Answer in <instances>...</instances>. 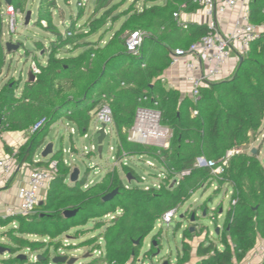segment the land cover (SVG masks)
I'll return each mask as SVG.
<instances>
[{
  "label": "trees",
  "instance_id": "obj_1",
  "mask_svg": "<svg viewBox=\"0 0 264 264\" xmlns=\"http://www.w3.org/2000/svg\"><path fill=\"white\" fill-rule=\"evenodd\" d=\"M114 1L95 0L93 12L82 26L85 32L77 34L73 26L61 32L53 21L54 13L59 11L56 0H38L34 25L50 38L45 47L41 46V41L34 45L41 46L39 50L43 52L41 58L46 56L45 63L33 54L31 62L38 74L32 81L9 77L0 84V133L28 134L26 143L16 150L3 144L4 154L13 158L19 169L22 166L46 168L50 162H57V174L33 213L0 218V227L16 225L4 234L10 243L4 247L8 251L5 264H32L26 258L19 259L18 252H34L48 246L57 250V242L64 233L72 229L81 231L90 222L93 230L105 227L101 235L104 246L96 244L90 256L95 251L102 254L93 255L85 264L135 263L143 241L154 231L160 218L170 210L181 208L193 193L208 189L214 181L217 190L225 186L226 191H231L222 230L213 240L195 249L198 259L195 263H191L192 248L184 240L182 252L176 255V264H240L256 242L264 239V166L258 158L260 149L253 155L247 152L234 155L219 177L213 176L210 168L195 165L197 159L217 162L227 151L248 147L258 138L264 122V34L251 43L230 78L204 85L198 90V100L194 101L187 96L182 98L178 90L166 88L161 82L170 66V54L176 49H187L208 33L206 25H178L173 17L181 5L190 7L192 0H166L163 6L151 7L146 4L159 0H143L141 11L112 16L119 7ZM27 3L28 0H11L10 6L16 13L23 14ZM4 8L0 0V77L4 68L5 75L10 70V64L6 67L8 54L2 42ZM263 9L264 0H250L252 24L264 25ZM125 15L128 18L105 45L79 43ZM135 31L145 36L138 54L132 55L125 43L128 35ZM84 47H87L85 51L71 56ZM63 49L66 52L61 55ZM102 104L111 110L116 158L150 159L165 173L159 188L150 186L144 190L132 183L126 188L116 169L97 183L88 185L85 173L76 183L68 185L70 167L63 162L62 150L52 153L43 162L34 161L52 125L66 120L84 136L93 119L91 113ZM140 106L160 113V125L172 133L168 148L127 141V133ZM38 123L41 126L31 133ZM123 169L127 170L126 175L140 178L133 169ZM182 171H189V176L171 187L170 181ZM17 173L12 174L6 187ZM115 190L116 195L104 202L103 198ZM65 211H76V214L65 218ZM107 216L113 218L104 224ZM187 233L188 230L183 233L185 239H189ZM29 237L45 239L49 244L29 240ZM99 237L83 241L80 247L96 243ZM155 243L154 238L153 246L143 257L152 260ZM48 261L47 252L35 264ZM260 264H264V260Z\"/></svg>",
  "mask_w": 264,
  "mask_h": 264
},
{
  "label": "rangeland",
  "instance_id": "obj_2",
  "mask_svg": "<svg viewBox=\"0 0 264 264\" xmlns=\"http://www.w3.org/2000/svg\"><path fill=\"white\" fill-rule=\"evenodd\" d=\"M56 2L59 11H56L54 13L53 21L55 22V24L58 25L61 32H63L65 28L71 26H73L74 31L77 34L85 32V29H83L82 26L85 20H87L89 16H91L94 9L95 0H56ZM158 2L147 3L146 5L153 6V4L156 5L158 4ZM37 3L38 0H28L25 13L16 14L15 20L17 29L15 34H9L8 23L6 19H4L3 21V43L6 44L9 41H13L14 45H19V49L6 56V67L8 64H10L11 68L8 71L7 75H4L6 70V68H4V74L0 77V84L7 81L9 77H13L15 79L20 77L22 81H26L27 72L31 71V56H33V54L39 61H41L42 64L45 63L46 56L41 58L43 52L40 51L39 48L41 46H47V38H50V35L43 32L41 29L37 28L34 25ZM114 4H118L119 7L114 11L112 16H117L129 11L139 12L141 11L144 5L143 0H115ZM6 6L7 5H5V7ZM4 11L5 8L2 14H4ZM28 11L31 14L30 22L28 25H25L24 18ZM127 18L128 15L120 17L114 23L107 24L104 29L100 30L96 34L83 38L79 43L92 42L93 44H97L98 46H103L108 42V40H110L112 35L119 29L122 22H124ZM103 32L105 35L103 34ZM36 41H41L42 45L36 47L34 45ZM86 49L87 47L78 49L72 52L71 56H76L79 53L85 51ZM65 52L66 49H63L61 50L60 54L63 55ZM232 62L233 64L230 63L231 66L227 67H231L232 71L234 72L239 63V60L234 58ZM182 92L183 91H181L180 96H184L186 94ZM94 113L95 111H93L91 115H93ZM69 125L73 126L67 121H58L54 125H52L45 139L44 145L41 147V149L36 155L39 157L41 155L42 150L47 144L52 145L53 153L62 150L63 158L68 161L69 167L71 165L72 170L78 169L80 178H82L85 173H87L86 182L90 185L99 182L105 176L106 173L116 169L119 178L124 181L126 188L130 187L131 183L133 184V186H139L144 190L149 189L150 186L154 188H157L158 186L159 188V185L165 178V173L158 170L155 167L154 162H152L150 159L145 157H129L122 161L123 157L121 159L116 158V136L114 132L113 135L108 136L103 141L102 158H99L97 154V136L95 130V121L92 119V122L86 133L87 137H84L86 134L84 136L79 135L74 129L71 141L69 136ZM171 137L172 133L170 130H168L166 142L164 143L165 147L161 148H168ZM257 137L258 138L253 143H251L243 151L241 150V152H247L251 154L252 149H260L258 158L264 166V145L262 144L264 140V122ZM91 146L94 147V151H90ZM109 147H112L113 151H110ZM63 150H65L66 152ZM68 150H70V152ZM70 155H72L71 158ZM15 165V163H13L12 165L14 171ZM123 168H127L128 170L133 169L135 174H137L140 178L136 179L134 174V177H131L129 174L126 175L127 170H124ZM161 174L164 175V178H161ZM142 177L144 180L141 179ZM178 178L182 180L185 177L179 176ZM169 185L171 187H173L174 185L177 186V184H174L173 180L170 181ZM217 188L218 185L215 181L210 183L208 189L205 188L203 190L193 193L190 196L189 200L181 208H179L178 210L174 209L176 211V215L169 225L157 223L154 231L143 241L140 255L136 259L135 263L134 261H130L128 264H176V255L178 252H182V245L184 240L187 241V243L192 248L191 263L193 261H197L198 259L194 258L195 249L200 244H203L205 243V241H209L214 236H216V229H218V232L222 230L223 218L228 208L231 191L229 193H226L227 191L225 186H222L218 190ZM44 195L45 193H43L40 198L44 199ZM209 201H211V203ZM117 215H119V213ZM4 217L5 211H1L0 218ZM191 217L194 218L193 221H191ZM112 218L113 216H107L103 220L104 224H108V221H110ZM15 226L16 225L12 223L8 226L0 227V246L6 247L10 244L4 234L8 231L9 228ZM104 228L105 227H102L99 230H93V225L90 222L85 227L81 228V231H79V229L78 231L77 229L76 231L72 229L64 233L60 237V240L57 242V244L59 245V248L57 250L54 249V247L48 246L34 252L31 250H21L18 252L17 255L24 256L26 258L25 260H27L28 263L35 264L37 263V260H39V258L46 256L48 252L49 263L47 264H50L51 259L55 256H66L68 258H74L76 259V262L74 264H85L92 259L93 255L99 257L102 254V251L101 254L100 252L98 253L96 251H92L93 254L92 256H90L91 250L93 248H97L96 244H98V246L100 247L104 246V242L101 238V235L105 230ZM185 230H188L187 235H189V239H185L183 236ZM97 236L100 237L96 243L80 247L83 241L96 238ZM29 238V240H34L38 242L45 241V239L37 237ZM154 238L156 241V246L154 245L155 250L153 251L154 255L152 256L151 260V258H149L148 256L143 257V254L145 252H148L151 246H153L152 239ZM46 244L49 243L46 242ZM218 247L220 246L218 245ZM7 259L8 255H0V264H5ZM258 263L262 262L259 260L254 261L248 259H244L241 262V264Z\"/></svg>",
  "mask_w": 264,
  "mask_h": 264
},
{
  "label": "built area",
  "instance_id": "obj_3",
  "mask_svg": "<svg viewBox=\"0 0 264 264\" xmlns=\"http://www.w3.org/2000/svg\"><path fill=\"white\" fill-rule=\"evenodd\" d=\"M249 3L250 0H192V4L203 9L207 18L208 33L198 41L192 43L187 49H176L170 54V67L181 65L184 69V82L187 85L189 95L194 101L198 100L199 89L219 77L231 59H240L247 54L252 42L258 40L264 34V25L256 26L249 21ZM185 6V5H184ZM182 6V8H184ZM228 12L235 14L234 22L230 30L223 34L217 25L216 16H223ZM264 12V9H263ZM16 12L12 6H6L3 14L8 23L9 34H15ZM174 19L178 14L173 15ZM145 33L135 31L128 35L125 46L128 53L137 55L141 47ZM33 75L38 74V69L34 63L31 65ZM147 101V98H143ZM195 114V113H194ZM95 130L104 125V140L113 135V119L111 110L108 105L102 104L94 113ZM41 123L36 124L31 133L35 132ZM72 135L74 131L70 129ZM127 141L142 145H152L158 148L165 147L168 129L160 126V113L151 108L138 107L136 110L133 126L130 128ZM87 137V134L84 136ZM110 151L112 147H109ZM240 150V151H239ZM94 151V147H90ZM242 153L241 149H232L217 162H206L203 159H197V167H208L211 169L213 176H221L228 165L229 160L234 156ZM126 157L123 156V160ZM13 158L0 154V191L6 188L10 177L16 171L12 167ZM67 165L66 161H63ZM57 174V162L52 161L46 168H33L30 170L26 186L18 194V205L7 206L5 216H24L33 213L34 208L41 202V193L47 190V184ZM189 171L177 174L173 179L174 184H178L181 177H187ZM161 178L164 175L161 174ZM142 180L143 177L141 178ZM158 188V186H157ZM146 190V189H145ZM176 211L166 212L158 221L160 224L169 225L175 218ZM100 252V251H96ZM101 254V252H100ZM245 260H264V239H259L249 256ZM51 264V263H50ZM241 264V263H240Z\"/></svg>",
  "mask_w": 264,
  "mask_h": 264
},
{
  "label": "crops",
  "instance_id": "obj_4",
  "mask_svg": "<svg viewBox=\"0 0 264 264\" xmlns=\"http://www.w3.org/2000/svg\"><path fill=\"white\" fill-rule=\"evenodd\" d=\"M216 2H219V0H216ZM165 3H166V0H160L158 2V4H156V5L163 6ZM153 5H155V4H153ZM146 6L147 7H151L152 5L151 6L146 5ZM182 6H184V4L181 5V7L179 9V12L177 13L178 14V18L176 19V21H177L178 25H183V24L206 25L208 20L205 17L204 11H203V9L201 7L196 6L194 4H192L190 7L184 6V8H182ZM234 19H235V14L233 12H228V13H226L223 16H216V21H217V25H218L219 30L223 34H226L230 30L231 25L234 22ZM2 42H3V40H2ZM9 43L14 44L13 41H9ZM232 61H233V59L230 60L228 66H231V64H233ZM9 68H11V67H9ZM184 73H185L184 69H183V67L181 65L174 66V67H170L169 66V68L165 71L164 75L162 76L161 82H162V84L164 86H166L168 88H172V89L178 90L180 93H181V91H183L182 93H184V94L186 93L187 95L186 94L185 95L182 94V95H184V96H181L182 98L187 96L190 99H192L191 96L189 95V91H188L187 85L185 84L184 79H183ZM232 74H233V71H232L231 67H227L226 66L224 68V70L222 71V73H221V75L219 77V80L228 79V78H230L232 76ZM59 121L66 122V120H59ZM66 125H68V124H66ZM69 127H70V129H72L74 131L75 127L70 126V125H69ZM72 135L69 134L70 141H71ZM27 139H28V134L25 133V132H5V133H0V154L5 155L4 151H3V148H2L3 144H5L8 147L16 150L17 148H19L22 145H24L26 143ZM245 148L246 147H243V148H240V149L243 151ZM63 151H65V150H63ZM68 151L70 152V150H68ZM52 152H53V150H52ZM71 157H72V155H70V158ZM48 158L49 157L42 158L41 155L39 157L36 155L35 158H34V161L35 162H43L44 160H46ZM63 161H66L67 166L69 167L68 161L65 160L64 158H63ZM13 163L16 164L14 159L12 160V165H13ZM31 169H33V168H28L26 166H22L19 169V167H17V164L15 165V170L18 171L17 175L13 178V180H12L11 184L9 185V187H6V188H4L3 190L0 191V212L1 211H5V208L7 206L16 207L18 205V194L26 186L27 177H28V174H29ZM71 172H72V169H71V165H70V173ZM70 173H69V175H70ZM69 175L66 178V184L69 183L68 185H73L69 181ZM79 179H81V178L78 175V180ZM48 184H47V188H48ZM88 185H90V184H88ZM46 191H44L43 193H46ZM229 192L230 191L228 190L226 193H229ZM43 193H41V195ZM42 200H44V199H41V201ZM209 202L211 203V201H209ZM246 256H249V252H248V254ZM194 258L196 259L195 255H194ZM191 261H192V256H191ZM197 261H193L192 263H195ZM258 264H260V263H258Z\"/></svg>",
  "mask_w": 264,
  "mask_h": 264
},
{
  "label": "water",
  "instance_id": "obj_5",
  "mask_svg": "<svg viewBox=\"0 0 264 264\" xmlns=\"http://www.w3.org/2000/svg\"><path fill=\"white\" fill-rule=\"evenodd\" d=\"M4 4L9 6L11 0H3ZM30 12L28 11L25 15L24 18V23L25 25H28L30 22ZM5 50L7 54H11L13 52H15L16 50L19 49V45H14L12 43L7 42L5 45ZM34 79V75L32 74L31 71L27 72V81H32ZM96 136H97V154L98 156L101 158L102 157V151H103V146L102 143L104 141L105 138V133H104V125L102 124L100 126V128L98 130H96ZM52 145L51 144H47L44 149L41 152V157L42 158H46L48 156H50L52 154ZM251 154H256V150L252 149L251 150ZM78 175H79V171L78 169H74L72 170V172L69 175V181L74 184L76 183V181L78 180ZM129 180V179H128ZM117 193V190L113 191L112 193L108 194L107 196H105L103 198L104 202L110 201ZM76 214V211H65L64 212V217L65 218H70L73 217ZM204 215V214H203ZM194 218L191 217V221H193ZM215 234H218V229L215 230ZM135 244H138V241L135 242ZM7 249L0 246V255L7 253ZM19 259H25L24 256H19ZM40 260V258H39ZM76 262V259L74 258H68L66 256H55L51 259V263L52 264H74ZM166 264V263H164Z\"/></svg>",
  "mask_w": 264,
  "mask_h": 264
}]
</instances>
